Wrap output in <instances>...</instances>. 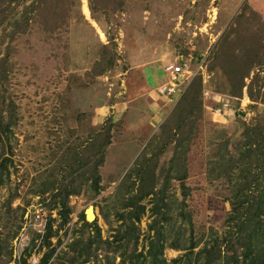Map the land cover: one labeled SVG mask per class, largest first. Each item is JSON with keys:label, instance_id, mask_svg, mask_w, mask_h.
<instances>
[{"label": "rangeland", "instance_id": "1", "mask_svg": "<svg viewBox=\"0 0 264 264\" xmlns=\"http://www.w3.org/2000/svg\"><path fill=\"white\" fill-rule=\"evenodd\" d=\"M62 2L65 9L57 15L61 17L57 23L60 28L52 31L43 19L37 18L25 34L6 37L5 86L15 105L17 124L9 141L13 152L7 147L3 154L11 162L9 174L2 175L0 184V264H16L13 241L21 231L24 214L40 207L48 210L56 235L48 245L44 230L41 244L37 248L31 242L22 264H30L34 255L41 264L46 251L53 247L56 251L48 264L68 253L75 229L82 224L81 213L85 217L87 213L88 222L97 221L103 239L111 240L123 228L117 213L122 212L123 199L128 195L126 188L131 184L127 176L161 150V126L171 121L178 96L198 76L203 84V105L216 93L214 88H224L221 64L209 59L214 48L221 50V37L230 39L223 47L226 43L238 45L239 39L245 45L264 44V0H106L107 17L101 10L91 11L88 0ZM85 5L89 15L84 11ZM2 7L8 8L7 4ZM242 12L245 19H238ZM232 27L235 33L230 35ZM4 55L1 51L0 59ZM181 58L190 62L191 77L178 83L180 94L173 98L160 96L157 88L169 81L164 66ZM210 66L214 67L211 73ZM249 80L246 79L247 84ZM246 92L244 87L241 99L220 94L239 115L234 111L214 116L203 106L187 153V198L180 181L172 179L169 184L167 195L173 197L170 225L176 227L182 241L190 234L199 241L195 252L213 239L223 238L229 228L226 219L231 207L227 198L241 171L235 169L231 181L222 175L221 155L227 151L229 159L230 154L238 152L237 145L245 139L248 125L262 120L264 127V103L252 104ZM107 134L111 142L98 169L100 191L94 193L88 179L93 173L92 164L83 167L76 162L88 159L84 153L92 145L90 139L96 138L99 144ZM92 152H87L93 157L91 161L98 160L100 155ZM170 155L165 153L160 165ZM262 162L260 166L264 168ZM154 165L147 177L155 175L158 179L159 171ZM70 178L79 193L68 198L70 220L59 229L61 218L52 209L54 204L58 207V200L53 197L57 191L50 182H61L60 187L67 189ZM135 179L132 177V182ZM135 184L137 194L138 180ZM149 200L141 202L146 213L137 224L138 252L148 248L147 230L153 220ZM227 248L223 245L221 251L227 252ZM184 252L167 248L164 257L171 261ZM119 261L117 257L114 262ZM81 262L78 260L77 264Z\"/></svg>", "mask_w": 264, "mask_h": 264}, {"label": "trees", "instance_id": "2", "mask_svg": "<svg viewBox=\"0 0 264 264\" xmlns=\"http://www.w3.org/2000/svg\"><path fill=\"white\" fill-rule=\"evenodd\" d=\"M88 2L91 11L97 13L101 10L102 14L107 17L106 0H88ZM12 3L13 7H11ZM4 4H7L8 8H1ZM63 9L65 7L62 0H0V52L5 53L0 59V184L4 180L2 175L8 176L9 174L8 163L11 159L3 154L7 147L11 153L13 152L9 141L13 135V128L17 124L15 105L5 86L8 79V52L4 48L6 37L25 34L37 18L43 19L44 24L46 23V26L54 31L60 28L57 23L61 17L57 15ZM242 18L245 19L243 12L238 15V19ZM233 33L235 29L232 27L230 35ZM227 39L228 36L221 37L219 41L221 50L214 48L209 58L211 62L221 64L224 75L222 83L224 88L221 86L214 88L215 94H227L232 98L241 99L243 89L246 87L247 96L252 104L259 101L264 103V44L245 45L242 44L244 40L239 39L238 45L226 43V47H223ZM105 69L106 67L100 72L104 74ZM208 69L211 73L214 67L210 66ZM246 79H250L248 84ZM202 92V79L198 76L179 98L171 121L168 120L161 126L159 139H163V142H161L159 153L154 158L145 159V164L140 169H134L127 176L131 184L126 186L128 195L123 199L122 212L117 213V219L122 222L123 228L118 229L116 234L111 236V240L103 239L97 221L88 222L85 214L81 213L82 224L80 228L75 229L76 236L69 244V252L56 258L51 264H77L78 260L82 261L81 264H88L92 261L94 264H115L117 257L120 258L118 264H264V168L260 166L264 161L262 120L245 128L243 135L245 139L237 145L238 152L235 155L230 154L229 159L226 158L227 151L226 155H221L220 167L222 168L219 169L223 171L222 175L225 174L231 181L234 179L235 169L238 168L241 171L239 176L235 177L231 195L227 198L231 210L226 219V225L229 228L225 236L221 239H213V242L206 243L195 252L199 241L195 240L192 234L186 241H182L176 227L170 225L173 218L171 211L173 197L168 196L167 191L171 180L177 179L180 181L184 198L188 196L187 153L193 132H195V123L203 111ZM235 112L239 115L237 110ZM91 141L92 145L88 146L86 151H93V154L98 153L100 155L98 160L94 158L91 161L93 157L85 152L84 155H87L88 159L82 162L78 160L76 163L83 167L92 164L93 173L88 177L91 180L90 190L99 193L98 169L104 163V150L110 144L111 139L107 134L99 144L96 138L90 139ZM165 153H170V158L168 157L165 163L160 165L162 163L160 160ZM153 164H155V170L159 171L158 179L155 175L147 177L153 169ZM132 177L136 178L133 182ZM159 178L161 182L158 181ZM70 180L71 182L66 187L68 190L60 187L61 182L59 184L50 182L52 189L57 191L53 193V197L58 200V207L54 204L55 207L52 209L57 210L61 218L59 229L64 228L70 220L72 208L69 207L68 198L72 194L79 193L73 187V179L70 178ZM137 180L140 188L137 189V194H134ZM146 198H150L149 201L152 203L150 216L153 220L147 230V251L138 252L140 235L137 224L141 221V216L146 213V207L141 205L142 200ZM181 216L185 220L188 218L184 211H181ZM52 222L53 220L49 218L45 239L48 245L51 244L49 239L56 235L53 232ZM175 233L177 234L174 237ZM211 243L212 246H209ZM223 245L228 247L227 252L221 251ZM167 248L185 252L167 261L164 257ZM55 251L56 247L49 248L41 264H48L54 257ZM101 254L103 256L99 257ZM11 255L12 250H10Z\"/></svg>", "mask_w": 264, "mask_h": 264}, {"label": "built area", "instance_id": "3", "mask_svg": "<svg viewBox=\"0 0 264 264\" xmlns=\"http://www.w3.org/2000/svg\"><path fill=\"white\" fill-rule=\"evenodd\" d=\"M164 72L168 76L166 83L160 85L157 88V93L165 98H173L177 93L181 92V89L177 87L178 83L184 82L185 79L191 77L193 70L191 68L190 62L181 58L177 63H167L164 66ZM180 94V93H179ZM207 93H205V96ZM181 95L178 96L179 99ZM230 106L229 102H221L213 107V112L215 115H221L226 112ZM48 210L40 207L35 211H27L24 214L22 221V228L19 234L15 237L13 241V261L16 264H22L25 252L30 248L31 242H35L39 247L43 239V232L48 225ZM32 231L35 232L36 238H31ZM30 264H40V259L32 256L29 261Z\"/></svg>", "mask_w": 264, "mask_h": 264}, {"label": "crops", "instance_id": "4", "mask_svg": "<svg viewBox=\"0 0 264 264\" xmlns=\"http://www.w3.org/2000/svg\"><path fill=\"white\" fill-rule=\"evenodd\" d=\"M217 98H219L217 100ZM224 98V99H223ZM224 101H227L230 103L229 100L226 99V97L220 95V94H212L211 98L208 99L207 102H205L204 104V107L207 111H209L210 114L216 116L214 113H213V107H215L217 104L221 103V102H224ZM231 105V104H230ZM235 110L232 109V107L229 106L228 110H226L227 114H230L231 112L235 113L234 112ZM238 111V110H237Z\"/></svg>", "mask_w": 264, "mask_h": 264}, {"label": "bare ground", "instance_id": "5", "mask_svg": "<svg viewBox=\"0 0 264 264\" xmlns=\"http://www.w3.org/2000/svg\"><path fill=\"white\" fill-rule=\"evenodd\" d=\"M84 11H85L86 15H89V9H88L87 5L84 6Z\"/></svg>", "mask_w": 264, "mask_h": 264}, {"label": "water", "instance_id": "6", "mask_svg": "<svg viewBox=\"0 0 264 264\" xmlns=\"http://www.w3.org/2000/svg\"><path fill=\"white\" fill-rule=\"evenodd\" d=\"M86 220L89 221V220H88V217H87V213H86Z\"/></svg>", "mask_w": 264, "mask_h": 264}]
</instances>
